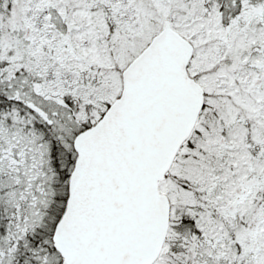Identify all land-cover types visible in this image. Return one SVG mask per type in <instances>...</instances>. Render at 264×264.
I'll use <instances>...</instances> for the list:
<instances>
[{
  "label": "snow or ice",
  "instance_id": "obj_1",
  "mask_svg": "<svg viewBox=\"0 0 264 264\" xmlns=\"http://www.w3.org/2000/svg\"><path fill=\"white\" fill-rule=\"evenodd\" d=\"M0 264H264V0H0Z\"/></svg>",
  "mask_w": 264,
  "mask_h": 264
}]
</instances>
